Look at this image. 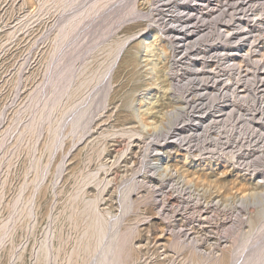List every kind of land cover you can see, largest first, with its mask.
I'll return each mask as SVG.
<instances>
[{
	"label": "rangeland",
	"instance_id": "rangeland-1",
	"mask_svg": "<svg viewBox=\"0 0 264 264\" xmlns=\"http://www.w3.org/2000/svg\"><path fill=\"white\" fill-rule=\"evenodd\" d=\"M131 1L105 0L86 10L75 36L62 40L60 9L46 11L42 0H0V264H97L102 249L113 251L122 235L129 238L124 264H203V255H223L222 264H231L233 249L249 240L241 257L254 252L252 242L264 222V0H135L137 9L130 11ZM150 35L163 38L166 57L145 51ZM173 60H179V80L172 75ZM70 68L74 76L64 85L76 93L61 100L65 105L50 102L57 103L52 121L29 133L30 122H39L42 98L53 83L63 85L61 71ZM113 70L104 105L102 87ZM177 86V93H168ZM153 87L148 98L140 96ZM205 91H215L220 100L235 91L238 106L233 111L226 105L220 113V100L203 104ZM89 92L97 93L85 119L92 120L89 127L83 121L73 130L79 113L71 112L55 140L51 128ZM181 95L191 106L178 115L186 106L185 100L174 101ZM203 110L205 122L196 121ZM97 211L105 217L106 233L86 247L99 226L89 223ZM182 240L183 251L174 245Z\"/></svg>",
	"mask_w": 264,
	"mask_h": 264
},
{
	"label": "bare ground",
	"instance_id": "bare-ground-1",
	"mask_svg": "<svg viewBox=\"0 0 264 264\" xmlns=\"http://www.w3.org/2000/svg\"><path fill=\"white\" fill-rule=\"evenodd\" d=\"M43 1V4H44V7H45V5H46V11H47V9H48V7L50 8V9H55L56 8V10H58V9H60L61 10V14H63L62 16H60L59 17V21H61V24H60V26H61V28H60V34H59V36L62 38V40H65L66 38H70L71 36L73 37V35L77 32L76 31V29L78 28V26H77V23H79L78 21L79 20H81V17L83 18V16H81L86 10H90L89 12H91V8H94L95 9V7H99V6H101L102 5V2L104 3V1L105 0H42ZM107 1V0H106ZM116 1V0H115ZM174 2V1H173ZM99 3H101L100 5H98ZM113 3H114V1H113ZM131 3H132V5H133V7H131L132 9L130 10V11H132V10H135L136 11V9H137V7H136V1L135 0H132L131 1ZM51 7H53V8H51ZM62 8V9H61ZM50 9H48V10H50ZM126 9V8H125ZM159 9V8H158ZM93 10V9H92ZM96 10V9H95ZM51 11V10H50ZM63 11V12H62ZM135 11H133V12H135ZM122 12V11H121ZM120 12V13H121ZM132 12V13H133ZM88 12H86L85 14H87ZM128 13V15H129V13L130 12H127ZM175 13V12H174ZM186 13V12H185ZM189 13V12H188ZM122 14V13H121ZM84 15V14H83ZM86 16V15H85ZM122 16H125V14H123V15H121V17ZM127 16V15H126ZM137 16V15H136ZM87 17V16H86ZM60 18H61V20H60ZM109 18H111V17H109ZM125 18V17H124ZM129 18V17H128ZM105 19V18H104ZM123 19V18H122ZM105 21V20H104ZM120 21V20H119ZM106 22V21H105ZM80 24V23H79ZM78 24V25H79ZM76 28V29H75ZM160 28V27H159ZM184 28V27H183ZM188 29V28H187ZM185 30L184 32L187 34V32H188V30ZM147 30V29H146ZM76 31V32H75ZM189 33H191V32H189ZM188 33V34H189ZM194 33V32H193ZM85 34V33H84ZM88 34V33H87ZM140 34V33H139ZM102 35V34H101ZM165 35V34H164ZM198 35V34H197ZM58 36V37H59ZM75 36V35H74ZM136 36V35H135ZM151 37H154V39L152 40V41H150V42H146V44H145V46H143V47H145V51L146 52H148V51H152V52H155L156 54H158V55H160V56H164V57H166V55H167V53L169 52V50L167 51V48H166V45H165V41L163 40V38L161 37V36H155V35H150L148 38H151ZM166 37V36H165ZM173 38V37H172ZM171 39V38H170ZM96 40V39H95ZM192 40V39H191ZM197 40V39H196ZM199 40V39H198ZM129 41V40H128ZM183 41V40H182ZM185 41H187V40H185ZM194 41V40H193ZM227 41V40H226ZM229 41V40H228ZM74 42H77V40L76 41H74ZM80 42V41H79ZM125 42H126V40H125ZM227 43V42H226ZM229 43V42H228ZM232 43V42H231ZM74 44V43H73ZM190 44H192V43H190ZM194 44V43H193ZM224 44V43H223ZM78 45V44H77ZM188 45L189 44H187V48H188ZM226 45H229V44H226ZM231 45V44H230ZM235 45H236V43H235ZM80 46V45H79ZM174 46V45H173ZM193 46V45H192ZM191 46V47H192ZM77 47V46H76ZM190 47V46H189ZM229 47V46H228ZM70 48V47H69ZM74 48V47H73ZM72 48V49H73ZM173 48V47H172ZM225 48V47H224ZM237 48V47H236ZM89 49V48H88ZM88 49H86L85 48V50L84 51H87ZM61 50V49H60ZM127 50V48L125 49V51ZM188 50V49H187ZM68 51V50H67ZM60 52V51H59ZM91 52V51H90ZM184 52H186V51H184ZM223 52V51H222ZM221 52V53H222ZM227 52V51H226ZM226 52H224V53H222V54H224L225 55V53ZM72 53V52H71ZM76 53V52H75ZM78 53V52H77ZM85 53V52H84ZM88 53V52H87ZM197 53V52H196ZM231 53V52H230ZM64 55H65V53H64ZM68 55V54H67ZM70 55H72V54H70ZM82 55V54H81ZM124 55H125V52H124ZM233 55H235V54H233ZM75 56H77V55H75ZM230 56H231V54H230ZM68 57H69V55H68ZM184 57V56H183ZM223 57V56H222ZM232 57V56H231ZM234 57V56H233ZM70 58H71V56H70ZM80 58H81V56H80ZM133 58V57H132ZM135 58V57H134ZM134 58H133V60H134ZM182 58V57H181ZM180 58V59H181ZM213 58V57H212ZM230 58V57H229ZM208 59V58H207ZM227 59V58H226ZM77 60V59H76ZM233 61L232 62H234V64L236 65V61H234V58L232 59ZM116 61H117V58H115L114 59V61H113V63L109 66V69L110 68H112L113 67V65L116 63ZM135 61V60H134ZM174 61V60H173ZM130 62V61H129ZM128 62V63H129ZM135 62H137V61H135ZM178 62H179V60H175L174 62H173V65H172V70H173V72H172V75H173V77L175 78V79H180V76H179V73H178V70H180L179 68H178ZM182 62V61H181ZM186 62H187V60H186ZM59 63V62H58ZM133 63V62H132ZM138 63V62H137ZM194 64V67L195 68H197V64H195V63H193ZM192 64V65H193ZM203 64V63H202ZM224 64V63H223ZM231 64H233V63H231ZM60 65V64H59ZM58 65V66H59ZM64 65V64H63ZM62 65V66H63ZM77 65V64H76ZM129 65V64H128ZM132 65H134V64H132ZM138 64H136L135 65V67L137 66ZM188 65V64H187ZM191 65V66H192ZM239 65V64H238ZM70 66V65H69ZM168 66H170V65H168ZM190 66V65H189ZM215 66V65H214ZM234 66V65H233ZM65 67V66H64ZM66 67H67V65H66ZM65 67V68H66ZM72 67V66H71ZM117 67H118V65H117ZM128 67V66H127ZM167 67V66H166ZM187 67V66H186ZM221 67V66H220ZM229 67H230V65H229ZM75 68V67H74ZM130 68V67H129ZM170 68V67H169ZM188 68V67H187ZM57 69V68H56ZM59 69H61V68H59ZM108 69V70H109ZM117 69V68H116ZM132 69V68H131ZM205 69V68H204ZM224 69V68H223ZM230 69V68H229ZM134 70H136V69H134ZM239 70V69H238ZM54 71H56V70H54ZM57 71H59L58 69H57ZM129 71L131 72L132 70H130L129 69ZM138 71V70H137ZM237 71V70H236ZM180 72V71H179ZM218 72V71H217ZM61 81L60 82H58V83H61V84H63L62 86L61 85H59L58 83V85H56L55 83H53L54 85H53V87H51V90H49L50 92H49V94H48V96H47V98H42V101H44V106H42L41 107V105H40V107L42 108L41 109V111H40V117H39V122H37V119H36V121L35 122H37L36 124H35V122H33V123H31L30 122V131H29V133L31 132V134L32 133H34L35 131H33V130H39L40 129V126L41 125H43V124H45L46 123V120H48L49 119V117H50V115L51 114H53V111H54V109H55V107H57V103H56V106H53V105H55V104H52V103H50V102H52V101H60V104H62L61 103V100L64 98V97H66V96H68L67 98H69V96L70 95H72L74 92H71L72 90L70 89V87H68V84L67 85H64V84H66V82L68 81L69 82V80L71 79V78H73V76H74V73H75V69L73 70V69H68V70H64V72H62L61 71ZM116 70H113L111 73H109V77L106 79V76L108 75V71H107V73H105V75L102 77V79H101V82H104L105 81V79H106V81H105V83L103 84V93L102 94H104L103 96L101 95V98L103 99V104L105 105L107 102H108V100L110 99V95H111V91H112V87H113V81L115 80V77H116ZM239 73V72H238ZM238 73H237V75H238ZM54 74V73H53ZM133 74V73H132ZM216 74V73H215ZM59 75V74H58ZM137 75H138V73H137ZM132 76V75H131ZM136 76V75H135ZM200 76V75H199ZM60 77V76H59ZM197 77V76H196ZM202 77V76H201ZM52 78V77H51ZM151 78V77H150ZM182 78V77H181ZM204 78V77H203ZM230 78H232V77H229V79L228 80H230ZM237 78V77H236ZM76 79H77V77H76ZM51 80V79H50ZM60 80V78L58 79V81ZM85 80L86 79H83L81 82H82V84H83V81H84V84L87 82V80H86V82H85ZM199 80V79H198ZM200 80H205V78L204 79H200ZM72 81V80H71ZM155 81V80H154ZM185 81H187V80H185ZM191 81V80H190ZM205 81H207V78H206V80ZM218 81V80H217ZM221 81V80H220ZM88 82L90 83L91 82V79H90V81L88 80ZM87 82V83H88ZM179 82V81H178ZM189 82V81H188ZM229 82V81H228ZM231 82V81H230ZM238 82V81H237ZM75 83V82H74ZM176 83V82H175ZM70 84H71V82H70ZM69 84V85H70ZM73 84V83H72ZM79 84V83H78ZM91 84V83H90ZM179 84V83H178ZM88 85V84H87ZM57 86V87H56ZM75 86V85H74ZM78 86V85H77ZM84 86V85H83ZM89 86V85H88ZM236 86V85H235ZM88 88V87H87ZM86 88V89H87ZM94 88V87H93ZM170 88V87H169ZM48 89V88H47ZM85 89V90H86ZM154 89H155V87H153V88H150L149 90H147V92H143L142 94H140V96H142V97H145V98H148V95H150L153 91H154ZM178 86L177 87H172V89L170 88V90H168V93H172V95H174L175 93H177L178 92ZM201 89H203V88H201ZM78 90V89H77ZM91 90V89H90ZM238 90V89H237ZM180 91V90H179ZM102 92V91H101ZM185 92V91H184ZM206 92V91H205ZM205 92H203V93H205ZM210 92V91H209ZM232 92V94H230V95H224L222 98H221V100L219 99V94L218 93H216L215 91L213 92V93H205V95L203 94V104L205 105V101L207 102L206 104L207 105H209V106H211L210 105V102H211V104H212V106L214 105V102L215 101H218V100H220L219 102H221V104H220V106H218V107H220V110H219V112L220 113H222L223 111H224V106H226V105H230V106H234L232 109H233V111H235L234 110V108H235V106L237 105L236 104V101H237V97H236V93H235V91H231ZM255 92V91H254ZM76 93V92H75ZM74 93V94H75ZM90 93V92H89ZM93 93V92H92ZM69 94V95H68ZM82 94V93H81ZM97 94V93H96ZM95 94V95H96ZM225 94H227V93H225ZM89 95V94H88ZM92 94L90 93V96H88V97H83L84 99L83 100H81V101H76L75 103H73V104H71L70 106H68V108H64L65 109V112L64 113H62V117L59 119V122L57 123V125H54L52 128H51V132L53 133V135H52V137L56 140V137L57 138H59V135H60V130H61V127H62V121L64 122L65 121V119L69 116V117H71L72 116V113L71 112H75L76 113V111L79 113V116L78 117H76V119L75 120H73L72 121V123H73V125H72V128H73V130H78V128H79V126H83L84 125V122L85 123H87L88 122V127H89V123L92 121H87V120H85L87 117H89L90 115H91V112H92V104L94 103V102H96L94 99H95V95L93 94V96H91ZM178 95V94H177ZM221 95V94H220ZM46 96V95H45ZM205 96V97H204ZM159 97V96H158ZM253 97V96H252ZM66 98V99H67ZM96 98H97V96H96ZM70 99H72V98H70ZM159 99V98H158ZM166 99L167 100H170L171 101V99H168V96L166 97ZM173 99V98H172ZM184 100H185V103H186V106H184L183 105V108L182 109H180V108H178V109H180V110H182L181 112H179L178 113V111L176 112V113H178V115H183V114H185L186 112H187V107L191 104V102H190V99L188 100V98L187 97H184V96H180V97H178L177 96V98H175L174 99V101H175V103H178V104H180V103H184ZM64 101V100H63ZM93 101V102H92ZM99 101V100H98ZM102 101V100H101ZM100 101V103H102ZM158 101V100H157ZM161 101V100H160ZM163 101H165V99H163ZM248 101V100H247ZM252 101V100H251ZM39 102V101H38ZM67 102V101H66ZM159 102V101H158ZM239 102V101H238ZM237 102V103H238ZM245 102V101H244ZM255 102V101H254ZM42 103V102H41ZM54 103V102H53ZM65 103V102H64ZM63 103V104H64ZM92 103V104H91ZM142 103V102H141ZM52 104V105H51ZM95 104V103H94ZM163 104L164 103H160V105L163 107ZM43 105V104H42ZM58 105H59V103H58ZM65 105V104H64ZM159 105V106H160ZM204 105H203V107H204ZM218 105V104H217ZM51 106V107H50ZM60 106V105H59ZM62 106V105H61ZM158 106V110L159 111H161L160 109V107ZM180 106H182V105H180ZM191 106V105H190ZM208 106V107H209ZM238 106V105H237ZM240 107V106H239ZM249 107V106H248ZM155 108V107H154ZM191 108V107H190ZM211 108V107H210ZM215 108V107H214ZM40 109V108H39ZM62 109V108H61ZM156 109V108H155ZM203 109V108H202ZM201 109V110H202ZM232 109H231V111H232ZM97 110V109H96ZM95 110V111H96ZM210 110H212V109H210ZM210 110H209V112H210ZM228 110V109H227ZM226 110V111H227ZM261 110V109H260ZM98 111V110H97ZM97 111H96V113H97ZM169 111V110H168ZM189 111H191V110H189ZM188 111V112H189ZM207 111H208V108H207ZM206 111V112H207ZM222 111V112H221ZM230 111V112H231ZM233 111L230 113H228V115L230 116V114H232L233 113ZM248 111V110H247ZM257 111V110H256ZM167 112V111H166ZM172 112H174L173 110H172ZM206 112H205V110H203V114H201V115H199L198 116V118H197V120L196 121H199V122H205V120L206 119H204L202 116H204L205 114H206ZM214 112V111H213ZM251 112V111H250ZM262 112V111H261ZM74 113V114H75ZM93 113H95V112H93ZM171 113V112H170ZM175 113V112H174ZM225 113V112H224ZM227 113V112H226ZM252 113V112H251ZM254 113V112H253ZM256 113V112H255ZM70 114H71V116H70ZM74 114H73V116H74ZM77 114V113H76ZM167 114V113H166ZM187 114V113H186ZM214 114V113H213ZM218 114V113H217ZM264 114V113H263ZM177 115V114H176ZM189 115V114H188ZM195 115V114H194ZM226 115V114H225ZM235 115V114H234ZM238 115V114H237ZM243 115V114H242ZM255 115V114H254ZM52 116V115H51ZM165 116V115H164ZM170 116H171V114H170ZM173 116V115H172ZM185 116V115H184ZM183 116V117H184ZM187 116V115H186ZM185 116V117H186ZM249 116V115H248ZM252 116V115H251ZM54 117V116H53ZM94 117H96V116H94ZM146 117V116H145ZM181 117V116H180ZM182 117V118H183ZM216 117V116H215ZM226 117V116H225ZM234 117V116H233ZM244 117V116H243ZM242 117V118H243ZM55 118V117H54ZM73 118V117H72ZM92 118V117H91ZM207 118V117H206ZM231 118V117H230ZM249 118V117H248ZM46 119V120H45ZM74 119V118H73ZM90 119V118H89ZM94 119V118H93ZM145 119V118H144ZM239 119H240V117H239ZM253 119V118H252ZM261 119V118H260ZM264 119V118H263ZM44 120H45V123H44ZM50 120H51V117H50ZM55 120H56V118H55ZM163 120V119H162ZM166 120H168V119H166ZM170 120V119H169ZM174 120V119H173ZM235 120V119H234ZM247 120H249V119H247ZM254 120V119H253ZM33 121H34V119H33ZM52 121V120H51ZM67 121V120H66ZM84 121V122H83ZM142 121V120H141ZM189 121H195V119H193V120H189ZM195 121V122H196ZM217 120L215 119V118H213L212 119V121L211 122H216ZM259 121V120H258ZM54 122V121H53ZM57 122V121H56ZM179 122V121H178ZM234 122V121H233ZM247 122V121H246ZM250 122H252V121H250ZM250 122L248 123L250 126H252L251 124H250ZM262 122V121H261ZM81 123H83V125H81ZM183 123V122H182ZM210 123V122H209ZM47 124V123H46ZM54 124V123H53ZM163 124V123H162ZM179 124V123H178ZM177 124V125H178ZM204 124V123H203ZM238 124V123H237ZM245 124V123H244ZM28 125H29V123H28ZM27 125V126H28ZM91 125V124H90ZM165 125H167V124H165ZM169 125H171V124H169ZM173 125V124H172ZM219 125V124H218ZM44 126V125H43ZM50 126V125H49ZM86 126H87V124H86ZM86 126H84L85 128H86ZM157 126H159V125H157ZM175 126V125H174ZM195 125H194V123H192L191 125H188V127H182L181 129H179L180 131V133H184L185 132V130L187 129V128H191V127H194ZM223 126H225V125H223ZM42 127V126H41ZM84 127H82V129H84ZM87 127V128H88ZM146 127V126H145ZM153 127V126H152ZM160 127V126H159ZM162 127V126H161ZM170 127V126H169ZM176 127V126H175ZM228 127V126H227ZM236 127V126H235ZM234 127V128H235ZM246 127V126H245ZM33 128V129H32ZM63 128V127H62ZM86 128V129H87ZM155 128V127H154ZM153 128V129H154ZM239 128V127H238ZM48 129V128H47ZM89 129V128H88ZM87 129V130H88ZM174 129V128H173ZM217 129V128H216ZM91 130V129H90ZM131 130V129H130ZM156 130H158V128L156 129ZM170 130V129H169ZM189 130V129H188ZM33 131V132H32ZM63 131V130H62ZM80 131V130H79ZM79 131H78V133H79ZM197 131V130H196ZM217 131V130H216ZM240 131V130H239ZM242 131V130H241ZM73 132V131H72ZM85 132V130L83 131V133ZM88 132H89V130H88ZM132 132V131H131ZM130 132V133H131ZM136 132V131H135ZM134 132V133H135ZM167 132V131H166ZM191 132V131H190ZM204 132V131H203ZM207 132V131H206ZM36 133V132H35ZM67 133V132H66ZM70 133V132H69ZM74 133H76V132H74ZM87 133V132H86ZM149 133V132H148ZM154 133V132H153ZM257 133V132H256ZM23 134H24V132H23ZM28 134V133H27ZM109 134V133H108ZM107 134V135H108ZM132 134V133H131ZM168 134H169V131H168ZM202 134V133H201ZM234 134V133H233ZM51 135V134H50ZM49 135V136H50ZM64 135V134H63ZM133 135V134H132ZM167 135V134H166ZM174 135V134H173ZM184 134H182V136H183ZM240 135V134H239ZM255 135V134H254ZM25 137H26V134L24 135ZM23 136V137H24ZM65 136V135H64ZM81 136V135H80ZM141 136V135H140ZM169 136V135H168ZM175 136V135H174ZM212 136V135H211ZM215 136V135H214ZM236 136V135H235ZM52 137H50V139L52 138ZM61 137V136H60ZM83 137V136H82ZM132 137V136H131ZM170 137V136H169ZM180 137V136H179ZM220 137V136H219ZM263 137V136H262ZM21 138H22V136H21ZM62 138H63V136H62ZM61 138V139H62ZM174 138H176V137H174ZM178 138V137H177ZM214 138V137H213ZM216 138V137H215ZM24 139V138H23ZM244 139V138H243ZM260 139V138H259ZM63 140H64V138H63ZM81 140V139H80ZM182 140L183 141H185V140H187V137H183L182 138ZM254 140V139H253ZM147 141V140H146ZM169 141V140H168ZM224 141V140H223ZM236 141V140H235ZM242 141H244V140H242ZM57 142V141H56ZM59 142V141H58ZM100 142H101V140H100ZM166 142V141H165ZM174 142V141H173ZM178 142V141H177ZM254 142V141H253ZM256 142V141H255ZM54 142H52L51 144H53ZM198 143V142H197ZM207 143V142H206ZM212 143V142H211ZM219 143V142H218ZM252 143V142H251ZM62 144V143H61ZM92 144V143H91ZM97 144V143H96ZM149 144V143H148ZM169 144H170V142H169ZM50 145V144H49ZM55 145H56V143H55ZM53 146V145H52ZM51 145H50V147L49 148H51L52 147ZM61 146V145H60ZM95 146H97V145H95ZM180 146V145H179ZM57 147V146H56ZM55 147V148H56ZM156 147V146H155ZM204 147V146H203ZM58 148V147H57ZM100 148V147H99ZM183 148V147H182ZM222 148V147H221ZM262 148V147H261ZM195 149V148H194ZM206 149V148H205ZM217 149V148H216ZM188 150V149H187ZM186 150V151H187ZM202 150V149H201ZM234 151V150H233ZM156 152H157V150H156ZM264 152V151H263ZM171 153V152H170ZM188 153V152H187ZM237 153V152H236ZM155 154V153H154ZM229 154V153H228ZM145 155V154H144ZM167 155H169V153L167 154ZM258 155V154H257ZM264 155V154H263ZM197 156V155H196ZM232 156V155H231ZM67 157V156H66ZM205 157V156H204ZM229 157V156H228ZM234 157V156H233ZM261 157V156H260ZM90 158V157H89ZM95 158V157H94ZM195 158V157H194ZM207 158V157H206ZM230 158V157H229ZM147 159V158H146ZM204 159V158H203ZM208 159V158H207ZM236 159V158H235ZM234 159V160H235ZM152 160V159H151ZM87 161H90V160H87ZM153 161V160H152ZM249 161V160H248ZM152 163V162H151ZM191 164V163H190ZM143 165V164H142ZM232 165V164H231ZM234 165H236V164H234ZM262 165V164H261ZM63 166V165H62ZM146 166V165H145ZM154 166V165H153ZM168 166V165H167ZM247 166V165H246ZM164 168V167H163ZM175 168V167H174ZM254 168V167H253ZM165 169V168H164ZM168 169V168H167ZM248 169V168H247ZM241 170V169H240ZM243 170V169H242ZM250 170V169H249ZM160 171V170H159ZM171 170H169V172H170ZM158 172V171H157ZM167 172V171H166ZM166 172H165V174H166ZM175 173V172H174ZM262 173H264V172H262ZM92 174H94V173H92ZM163 174H164V172H163ZM162 174V175H163ZM171 174V173H170ZM96 175V174H95ZM87 176H88V174H87ZM90 176V175H89ZM169 177V176H168ZM36 178H37V176H36ZM38 178H39V176H38ZM88 178V177H87ZM94 178V177H93ZM185 178H187V177H185ZM40 179V178H39ZM85 179V178H84ZM135 179V178H134ZM188 179V178H187ZM36 180V179H35ZM42 180V179H41ZM139 180V179H138ZM189 180V179H188ZM257 180H259V179H257ZM261 180V179H260ZM142 181H143V179H142ZM142 181H140V183L142 182ZM161 181V180H160ZM176 181V180H175ZM185 181V180H184ZM136 181H134V183H135ZM137 182H139V181H137ZM165 182V181H164ZM262 182V181H261ZM130 183H132V187H134L137 183H133V182H130ZM39 184V183H38ZM37 184V185H38ZM188 184V183H187ZM37 185H36V187H37ZM40 185V184H39ZM38 185V186H39ZM136 187V186H135ZM150 187V186H149ZM133 189V188H132ZM151 189H152V187H151ZM171 189V188H170ZM128 190H129V188H128ZM172 190V189H171ZM35 192V191H34ZM131 192V191H130ZM170 192V191H169ZM162 193V192H161ZM176 193V192H175ZM131 194H132V192H131ZM180 194V193H179ZM198 194V193H197ZM127 195V194H126ZM258 195V194H257ZM259 196H260V194H259ZM76 197V196H75ZM21 198V197H20ZM29 198H30V196H29ZM130 198V197H129ZM128 198V199H129ZM170 198V197H169ZM22 199H23V197H22ZM31 199V198H30ZM29 199V200H30ZM77 199V198H76ZM163 199V198H162ZM27 200V199H26ZM35 200V199H34ZM33 200V201H34ZM23 201V200H22ZM28 201V200H27ZM27 201H25V202H27ZM129 201V200H128ZM263 201V200H262ZM31 202V201H30ZM72 202H74V201H72ZM162 202V201H161ZM172 202V201H171ZM196 202V201H195ZM214 202V201H213ZM254 202H256V201H254ZM33 203V202H32ZM192 203V202H191ZM198 203V202H197ZM95 204H97L96 202H95ZM166 204V203H165ZM217 204V203H216ZM255 204V203H254ZM263 204H264V202H263ZM16 205V204H15ZM18 205V204H17ZM90 205H92V202H91V204ZM88 206V205H87ZM95 206V205H94ZM94 206H93V208H94ZM257 206V205H256ZM263 206V205H262ZM193 207V206H192ZM260 207V206H259ZM15 208V207H14ZM34 208V207H33ZM88 208V207H87ZM90 208H91V206H90ZM96 208V207H95ZM264 208V207H263ZM194 209H196V208H194ZM13 210H16V208L15 209H13ZM90 210V209H89ZM89 210H87V211H89ZM93 210H95V209H92V211ZM171 210V209H170ZM263 210V209H262ZM91 211V212H92ZM248 211V210H247ZM246 211V212H247ZM250 211V210H249ZM85 212V211H84ZM83 212V213H84ZM90 212V211H89ZM98 212H100V211H97L96 213H97V215H91L90 213H88L87 215H88V217H89V214H90V219H91V216H93V218L90 220L88 217L86 218V219H89L91 222H89L90 224H95V222L96 223H98L99 224V226L97 225V224H95V225H97V231H95V232H93V229H92V235L91 236H89L88 238H87V240L85 241V243H84V246H86L87 247V245L90 243V242H92V240H96L97 239V241H100V240H102L103 238V235L106 233L105 232V230H104V227H103V224L104 223H102V221H103V219L105 218H103V217H101L102 216V213H101V215H100V217L98 216L99 214H98ZM258 212V214L259 215H261L260 214V211H257ZM75 213V212H74ZM93 213H94V211H93ZM174 213H176V212H174ZM264 213V212H263ZM263 213H262V215H263ZM86 214V213H85ZM84 214V215H85ZM172 214V213H171ZM249 214V213H248ZM200 215V214H199ZM257 215V214H256ZM83 216V215H82ZM172 216V215H171ZM13 217V216H12ZM74 217V216H73ZM159 217V216H158ZM246 218V217H245ZM248 218H249V215H248ZM263 219H264V217H263ZM212 220V219H211ZM105 221V220H104ZM103 221V222H104ZM202 221V220H201ZM9 222V221H8ZM205 223V222H204ZM210 223V222H209ZM262 224H261V229H258V230H260V232H258V235L256 234V236H255V238H254V240H253V242H252V246L254 247V252H251V253H249V252H247L246 254H245V256L244 257H241V256H243V255H241L242 253L244 254V251H245V248H247L248 247V243H249V241L247 242H245V244L243 245V247H242V244H240L239 243V245L242 247V248H240V247H238V244H237V246L234 248V249H236L237 247L238 248H240L239 249V252H237L238 251V249H237V251L236 250H234L233 248V252H237V253H233L232 252V255H231V257H229V261L230 260H233L234 262L233 263H231V264H264V222H261ZM7 224V223H6ZM9 224V223H8ZM77 224V223H76ZM211 224V223H210ZM235 224V223H234ZM87 225H88V222H87ZM5 226V225H4ZM7 227V226H6ZM5 227V228H6ZM76 227V226H75ZM90 227H91V225H90ZM89 227V228H90ZM94 227V226H93ZM92 227V228H93ZM96 227V226H95ZM130 228V227H129ZM95 230H96V228H94ZM212 229V228H211ZM5 230V229H4ZM86 230H88L87 228H86ZM126 230V229H125ZM124 230V231H125ZM257 230V231H258ZM8 231V230H7ZM174 231V230H173ZM87 232V231H86ZM105 232V233H104ZM124 233V232H123ZM126 233V232H125ZM128 233V232H127ZM225 233V232H224ZM130 234V233H129ZM254 234V233H253ZM5 235H6V233H5ZM5 235H4V237H5ZM86 236V235H85ZM127 236V235H126ZM124 237V235H122V237L120 236V239L117 241V243L115 244V246H114V250L112 251V249L113 248H111V249H109V250H107L106 251V249H105V251H104V249H102V251H101V253H100V256L95 260L96 262H97V264H124V262H123V259H125V258H123V253H124V251L125 250H123V249H125V245L127 244L126 242H127V240L129 239V238H127V237ZM130 236V235H129ZM161 236V235H160ZM229 236V235H228ZM191 237V236H190ZM102 238V239H101ZM193 238V237H192ZM234 238V237H233ZM84 240H85V237H84ZM221 240V239H220ZM227 240V239H226ZM238 240V239H237ZM186 241V240H185ZM240 241V240H239ZM3 242V241H2ZM83 242V241H82ZM129 242V241H128ZM130 242H132V241H130ZM187 242V241H186ZM192 242V241H191ZM194 242H196V241H194ZM193 242V243H194ZM202 242H204V241H202ZM243 242H244V240H243ZM261 242H263V243H261ZM174 243V242H173ZM190 243V242H189ZM197 243V242H196ZM224 243V242H223ZM261 244V248H263V249H260V245H258V244ZM82 245H83V243H81ZM80 244V245H81ZM198 244V243H197ZM50 245H51V243H50ZM128 245V244H127ZM174 245H176L177 246V248L178 249H180V250H182L183 251V249H186V243H184L183 242V240H182V242L180 241V242H175L174 243ZM193 245H195V244H193ZM258 245V248H256V250H255V247ZM1 246V245H0ZM190 246H191V244H190ZM197 246V245H196ZM215 246V245H214ZM226 246V245H225ZM14 247V246H13ZM83 247V246H82ZM85 247V248H86ZM124 247V248H123ZM89 248V247H88ZM218 248H219V246H218ZM190 249H191V251H193V252H197V248L196 247H190ZM59 250V249H58ZM79 250V249H78ZM77 250V251H78ZM82 250H84V248L82 249ZM227 250V249H226ZM231 250V249H230ZM230 250H229V252H230ZM88 251V250H87ZM216 251V250H215ZM220 251H222V250H220ZM45 253H46V251H44ZM50 252V251H49ZM86 252V251H85ZM128 252H129V250H128ZM192 252V253H193ZM76 253H78V252H76ZM222 253V252H221ZM231 253V252H230ZM72 254V253H71ZM71 254H70V256H71ZM74 255V254H73ZM75 255H77V254H75ZM74 255V256H75ZM127 255V254H126ZM213 255V254H212ZM47 256V255H46ZM82 256V255H81ZM85 256V255H84ZM206 256V255H205ZM80 257V256H79ZM125 257V256H124ZM129 256H126V258H128ZM223 255H221V256H216V257H209L208 258V256L207 257H204V255H203V258H201L202 259V261H203V264H222V261H223ZM231 258V259H230ZM237 258V259H236ZM46 259H47V257H46ZM74 259V258H73ZM73 259H71V260H73ZM77 259V258H76ZM86 259V258H85ZM85 259H82L81 258V260H85ZM128 260H129V258H128ZM127 259H126V261H128ZM209 260V261H208ZM69 261V260H68ZM89 261V260H88ZM71 262V261H70ZM47 263V262H46ZM83 263H85V262H83ZM127 263V262H126ZM73 264V263H72ZM80 264V263H79ZM89 264V263H88ZM94 264H96V263H94Z\"/></svg>",
	"mask_w": 264,
	"mask_h": 264
}]
</instances>
